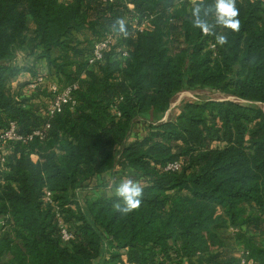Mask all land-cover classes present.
Instances as JSON below:
<instances>
[{
    "label": "trees",
    "instance_id": "1",
    "mask_svg": "<svg viewBox=\"0 0 264 264\" xmlns=\"http://www.w3.org/2000/svg\"><path fill=\"white\" fill-rule=\"evenodd\" d=\"M214 4L0 0V133L17 120L29 135L49 119L42 87L29 88L41 74L15 64L20 51L46 60L62 86L78 84L77 104L52 118L44 140L11 143L0 161V264H264V0H236L238 31L210 12L206 35L192 10ZM136 18L148 27L134 29ZM119 20L127 38L90 64ZM198 87L235 99L188 101L163 120L178 93ZM172 162L181 169L166 170ZM129 178L143 195L121 214L113 186Z\"/></svg>",
    "mask_w": 264,
    "mask_h": 264
},
{
    "label": "built area",
    "instance_id": "2",
    "mask_svg": "<svg viewBox=\"0 0 264 264\" xmlns=\"http://www.w3.org/2000/svg\"><path fill=\"white\" fill-rule=\"evenodd\" d=\"M105 3H112L115 0H101ZM196 2L198 0H190ZM148 27V23L145 21L142 24H139L138 18L134 19L133 28L136 30L143 31ZM127 38V35L121 31L113 30L107 33L104 37L99 39L93 46L92 56L89 59V63L92 65L99 64L104 61L106 53L113 46H118V44ZM215 44L212 45L214 49ZM119 58L125 60L129 57V51L123 46H119L117 49ZM41 86L46 88L47 91L52 95L50 97V103L47 106V112L49 114V119L43 125L42 128L33 131L29 135H24L19 132V123L17 120H10L7 127L0 133V151L2 152L1 163L6 161V152L9 149L11 143L23 142L27 143L34 140L36 137L44 140L51 129V120L54 116L61 113L64 108L68 105L75 106L77 104V98L75 95V90L78 88V84H70L67 86H62L59 80L54 76L39 75L33 83L30 84L29 88L36 89ZM182 167L180 162L169 163L166 167V170L177 171ZM46 199L48 202L54 205L55 211L60 218V225L62 230V237L65 241H70L73 238L72 232L68 229L67 225L64 223V219L60 214V207L54 201V195L51 191H47ZM245 263V262H243Z\"/></svg>",
    "mask_w": 264,
    "mask_h": 264
},
{
    "label": "clouds",
    "instance_id": "3",
    "mask_svg": "<svg viewBox=\"0 0 264 264\" xmlns=\"http://www.w3.org/2000/svg\"><path fill=\"white\" fill-rule=\"evenodd\" d=\"M210 12H214L215 24L225 29L238 31L240 21L237 19L239 10L236 7V0H215L214 6L203 7L197 5L192 10L193 25L202 30L206 35L213 34V25H211L206 17ZM203 14V15H202ZM120 25V31L127 35L123 20L117 21ZM216 42L219 45L226 44V35H216ZM115 195L120 198V202L113 205L114 209L121 214H128L140 207L143 189L139 182L132 179H124L115 186Z\"/></svg>",
    "mask_w": 264,
    "mask_h": 264
},
{
    "label": "rangeland",
    "instance_id": "4",
    "mask_svg": "<svg viewBox=\"0 0 264 264\" xmlns=\"http://www.w3.org/2000/svg\"><path fill=\"white\" fill-rule=\"evenodd\" d=\"M79 38H81V40H85L86 38L88 39L89 37L86 35H81L79 36ZM39 52V51H38ZM37 52V53H38ZM36 53V54H37ZM57 54V53H56ZM55 54V55H56ZM37 55H30L28 52H24V51H20L19 52V56H18V60L16 61V63L18 65H23V64H28L30 66L34 67V70L39 73V74H43L46 76L51 77L50 72L48 71V63L46 60L44 59H36ZM47 72V73H46ZM28 79V78H27ZM30 80V79H29ZM26 82V78H23V81L18 83V85H16V90L20 91V86H22L24 83ZM22 89V88H21ZM23 89L25 90L24 92L22 91L23 94L26 95H31V92L26 91V89L23 87ZM43 90H41L39 93L41 94V97H43V104H47L45 106L49 105V101H50V97H52V95L47 91L46 88H42ZM184 93V94H183ZM183 96V97H182ZM180 98V99H179ZM231 100V99H235L231 96L226 95L224 92L222 91H217V90H213L209 87H198V88H194V89H185L182 92L178 93L174 99L173 102L169 108V110L167 111V113L165 114L163 120L164 121H168V120H172L175 119L179 113V111L181 110V108L183 107V105L188 102V101H194V102H204V101H209V100H218V101H222V100ZM41 100V99H40ZM260 105V104H259ZM262 106V105H260ZM264 108V106H262ZM37 159V157L35 158ZM122 182V181H120ZM119 182V183H120ZM109 184V183H108ZM104 187L100 188L99 190H97V193H102L106 190V186L105 184L103 185ZM117 186L116 183L114 184L113 187ZM85 194L88 195V197H92L94 196V193H89V192H84ZM84 194V197L86 198L87 195ZM233 231L231 229H229L228 232H226V236L231 237L232 236ZM241 246L239 245L238 248H240ZM243 248V247H242ZM240 248V253L239 256L242 255V253L244 252L243 249Z\"/></svg>",
    "mask_w": 264,
    "mask_h": 264
},
{
    "label": "crops",
    "instance_id": "5",
    "mask_svg": "<svg viewBox=\"0 0 264 264\" xmlns=\"http://www.w3.org/2000/svg\"><path fill=\"white\" fill-rule=\"evenodd\" d=\"M18 60V58L16 59V61ZM15 64H17L16 62H15ZM24 65H28V64H23L22 66H24ZM21 66V65H20ZM48 71H49V67H48ZM47 73V72H46ZM23 78H28V79H32V77H31V74H29V73H25V74H23V75H21V76H19V77H17V78H15L14 80H13V85H14V87L19 83V81H21V80H23ZM36 157H34V159H35ZM36 160V159H35ZM109 178H110V176H109ZM110 185L112 186L113 185V181H111V183H110Z\"/></svg>",
    "mask_w": 264,
    "mask_h": 264
},
{
    "label": "bare ground",
    "instance_id": "6",
    "mask_svg": "<svg viewBox=\"0 0 264 264\" xmlns=\"http://www.w3.org/2000/svg\"><path fill=\"white\" fill-rule=\"evenodd\" d=\"M184 94V93H183ZM183 97V96H182ZM180 99V98H179Z\"/></svg>",
    "mask_w": 264,
    "mask_h": 264
}]
</instances>
